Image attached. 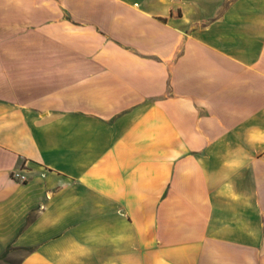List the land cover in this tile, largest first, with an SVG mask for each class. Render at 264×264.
Listing matches in <instances>:
<instances>
[{
  "label": "crops",
  "instance_id": "crops-1",
  "mask_svg": "<svg viewBox=\"0 0 264 264\" xmlns=\"http://www.w3.org/2000/svg\"><path fill=\"white\" fill-rule=\"evenodd\" d=\"M0 264H264V0H0Z\"/></svg>",
  "mask_w": 264,
  "mask_h": 264
},
{
  "label": "built area",
  "instance_id": "built-area-1",
  "mask_svg": "<svg viewBox=\"0 0 264 264\" xmlns=\"http://www.w3.org/2000/svg\"><path fill=\"white\" fill-rule=\"evenodd\" d=\"M12 178L20 183H24L26 178L21 173H13Z\"/></svg>",
  "mask_w": 264,
  "mask_h": 264
}]
</instances>
